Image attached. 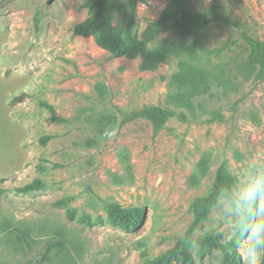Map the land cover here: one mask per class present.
<instances>
[{
    "label": "rangeland",
    "instance_id": "374dc122",
    "mask_svg": "<svg viewBox=\"0 0 264 264\" xmlns=\"http://www.w3.org/2000/svg\"><path fill=\"white\" fill-rule=\"evenodd\" d=\"M170 1L139 0L135 16L122 2L115 33L143 38ZM83 2L0 0V264H151L179 240L192 264H221L223 251L208 247L206 236L222 232L230 246L226 201L191 236L187 230L222 162L238 178L233 191L264 174V73L242 65L250 52L243 33L264 43V0H189L192 12L218 11L243 24L216 22L198 35L205 50L197 59L212 79L192 109L172 102L179 55L147 69L143 53L112 55L93 36L74 33L89 14ZM167 36L175 34L162 32L148 47ZM151 104L176 114L160 128L143 116L121 124L119 116L114 136L102 132L101 114ZM37 178L40 189L15 190ZM111 203L140 207L145 217L125 230L109 220Z\"/></svg>",
    "mask_w": 264,
    "mask_h": 264
},
{
    "label": "trees",
    "instance_id": "16d2710c",
    "mask_svg": "<svg viewBox=\"0 0 264 264\" xmlns=\"http://www.w3.org/2000/svg\"><path fill=\"white\" fill-rule=\"evenodd\" d=\"M52 1L54 0H48V2ZM125 1L135 16L139 0H84L83 4L88 8L89 14L84 20L75 24L74 33L93 36L100 47L109 50L114 56L125 55L135 58L139 53H143V68L145 69L153 68L161 62L167 61L173 54L179 55V69L174 73L171 81L172 102L178 107L184 106L192 109L195 99L208 90L212 79V75L200 65V61L197 59L198 49L205 50L198 35L216 22H224L229 26L240 28L243 25L242 21L218 11L211 15L207 12H192L188 8L189 0H171L161 17L149 24L144 31L143 38L129 36L125 40L115 33L113 27L115 10L119 4ZM165 31H171L175 37L167 36L148 47V44L153 42L157 35ZM243 37L250 46L249 56L242 64L243 67L251 71H257L260 67L258 74L264 73V43L247 32L243 33ZM98 89L100 98L105 99L107 95L105 85L99 83ZM175 114L174 110L162 105H144L142 108L130 112L119 109L116 113H103L99 118V125L102 132L107 135L114 128L119 116H123L121 124L135 117L143 116L151 119L156 128H160L169 117ZM205 166L206 160L201 163L203 172L206 170ZM200 179V175L193 176L195 184ZM237 183L238 178L229 171L227 162H222L216 170L211 191L199 196L195 201V219L187 230V236H191L192 232L209 217L212 207L232 192ZM42 186V180L37 178L23 186L16 187L15 190L20 194H28ZM3 191L0 189V195ZM107 213L111 223L129 231L136 229L145 217V211L140 207L126 209L116 203L107 206ZM222 238V232L210 233L206 236V244L208 247L223 251L224 258L221 264H241V256L236 251L234 244L226 246ZM60 244L61 242L49 244L43 254L42 261L48 260L50 253ZM185 245L183 240H179L175 246L150 260L149 263L173 264L174 261L181 259L192 264L193 256Z\"/></svg>",
    "mask_w": 264,
    "mask_h": 264
},
{
    "label": "clouds",
    "instance_id": "9594fccd",
    "mask_svg": "<svg viewBox=\"0 0 264 264\" xmlns=\"http://www.w3.org/2000/svg\"><path fill=\"white\" fill-rule=\"evenodd\" d=\"M108 135L111 138L115 132ZM224 200L228 215L234 220L224 239L234 244L241 264H260L264 259V174L238 186ZM198 243L193 242V251Z\"/></svg>",
    "mask_w": 264,
    "mask_h": 264
},
{
    "label": "crops",
    "instance_id": "0c3cea01",
    "mask_svg": "<svg viewBox=\"0 0 264 264\" xmlns=\"http://www.w3.org/2000/svg\"><path fill=\"white\" fill-rule=\"evenodd\" d=\"M260 264H264V259H262V260L260 261Z\"/></svg>",
    "mask_w": 264,
    "mask_h": 264
}]
</instances>
